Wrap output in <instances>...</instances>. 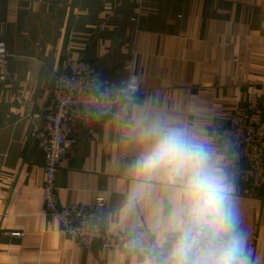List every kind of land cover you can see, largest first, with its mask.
<instances>
[{
    "label": "crops",
    "instance_id": "obj_1",
    "mask_svg": "<svg viewBox=\"0 0 264 264\" xmlns=\"http://www.w3.org/2000/svg\"><path fill=\"white\" fill-rule=\"evenodd\" d=\"M0 41L9 74L0 80V264H160L159 254L85 247L59 231L42 205L31 115L42 111L64 55L104 71L113 111L77 130L57 172L58 196L68 205L101 193L107 232L143 226L162 245L178 185L163 173L123 172L154 124L184 129L219 152L212 123L252 97L264 110V0H0ZM129 86L134 97L124 100ZM237 186L253 264H264V186Z\"/></svg>",
    "mask_w": 264,
    "mask_h": 264
},
{
    "label": "built area",
    "instance_id": "obj_2",
    "mask_svg": "<svg viewBox=\"0 0 264 264\" xmlns=\"http://www.w3.org/2000/svg\"><path fill=\"white\" fill-rule=\"evenodd\" d=\"M8 77V52L0 41V79ZM53 85L44 117L32 129L33 141L43 155L44 179L41 189L47 213L54 217L61 231L86 246L99 239L107 247L138 254L142 258L159 254L160 264H167L172 236L167 245L162 246L143 226L124 227L116 233L103 229L101 220L106 209L103 195H96L89 203L60 205L56 187L59 162L74 151L77 126L89 127L101 116L109 114L116 100L110 88V79L103 76L93 63L80 58L65 57ZM134 90L129 86L125 96L132 97ZM252 101L239 104L210 135L218 145L219 152L223 151L226 139L238 145V167L241 161L246 162L245 169L239 175L258 185L264 179L261 167L264 160V120L258 104ZM131 165L123 173L128 172L129 176L134 177L130 171Z\"/></svg>",
    "mask_w": 264,
    "mask_h": 264
},
{
    "label": "clouds",
    "instance_id": "obj_3",
    "mask_svg": "<svg viewBox=\"0 0 264 264\" xmlns=\"http://www.w3.org/2000/svg\"><path fill=\"white\" fill-rule=\"evenodd\" d=\"M133 175L165 174L178 185L168 216L172 241L167 264H253L238 204V145L222 152L181 128L154 124ZM135 194V193H134Z\"/></svg>",
    "mask_w": 264,
    "mask_h": 264
},
{
    "label": "rangeland",
    "instance_id": "obj_4",
    "mask_svg": "<svg viewBox=\"0 0 264 264\" xmlns=\"http://www.w3.org/2000/svg\"><path fill=\"white\" fill-rule=\"evenodd\" d=\"M68 56H70V57H72L73 59H78V57H74V56H71V55H64L62 58H61V60H60V64H59V68H58V71L55 73V75H54V78H53V81H52V84H51V87H50V89H49V92H48V95H47V97H46V100H45V103H44V106H43V108H42V111L40 112V113H34V114H32L31 115V120H32V129L35 127V126H38V123H39V121L40 120H42L43 119V117H44V113H45V108H46V106H47V104H48V101H49V95H50V90L53 88V84H54V80H55V76L59 73V71H61V68H62V63H63V59L65 58V57H68ZM80 59H83V58H80ZM84 60H87V59H84ZM89 61V60H88ZM91 62V61H90ZM91 63H93V62H91ZM94 64V63H93ZM95 65V64H94ZM101 73H102V75L103 76H105V77H107L108 79H110L109 78V76L104 72V71H102L101 70ZM1 80V79H0ZM7 79H5V80H2V81H6ZM129 91V90H128ZM128 92L127 91H125V92H123L122 93V95H121V98L122 99H124V100H132L133 99V97H134V94H135V90H134V92L131 94V96L132 97H126L125 96V94H127ZM116 100V99H115ZM252 100H254V101H256V103L258 104V106H259V108L261 109V111H262V119L264 120V110H263V107L261 106V104H260V102H259V100L256 98V97H252V98H250V100L249 101H252ZM247 103V102H246ZM115 105V104H114ZM239 105V104H238ZM238 105H236L235 107L233 106V108H232V110H231V112H230V114L228 115V117H227V119L230 117V115L233 113V111L236 109V107L238 106ZM114 108V107H113ZM112 111H113V109L111 110V112L109 113V114H105V115H103V116H101V118L98 120V121H95V122H93L89 127H91L92 125H94V124H96V123H98L99 121H101V119H103L104 117H106V116H108V115H110L111 113H112ZM36 116H37V118H36ZM226 119V120H227ZM224 123V122H223ZM223 123H212V125L209 127V132H210V134H211V132H212V130L214 129V128H217V127H219L220 125H222ZM89 127H82V125H78L77 126V130L78 129H80V128H89ZM31 137H32V132H31ZM32 140H33V137H32ZM77 140H78V138H77ZM33 143H34V145H35V142L33 141ZM76 145H77V143H76ZM217 145V144H216ZM36 146V145H35ZM218 146V145H217ZM76 147V146H75ZM37 148V147H36ZM38 149V148H37ZM219 149V148H218ZM68 156V155H67ZM66 156V157H67ZM42 157H43V155H42ZM66 157H64L62 160H64ZM62 160H60V162H59V168H60V163H61V161ZM263 162V164H262V169H263V173H264V160L262 161ZM246 166V162H244V161H241L240 162V166H239V168H240V171L241 170H244L245 168H243V167H245ZM42 168H43V162H42ZM124 175L125 176H127L128 178H135V176L134 177H132V176H129V174H128V172L127 173H124ZM241 183H245V184H248V185H250L251 187H253V188H255V189H261L263 186H264V179H263V181L260 183V184H258V185H256V184H254L253 183V181H251L250 179H248V180H246V179H243V178H241V176L239 175V179H238ZM42 185V184H41ZM40 189H41V186H40ZM41 195H42V189H41ZM98 195H102L101 193H98ZM96 196V195H95ZM94 196V197H95ZM103 197H104V195H103ZM94 199V198H93ZM93 201V200H92ZM91 201V202H92ZM104 201H105V197H104ZM59 203H60V205H62L61 204V202L59 201ZM42 205H43V209H44V211L47 213V211H46V209H45V206H44V204H43V202H42ZM105 205H106V203H105ZM106 213H107V207H106V209H105V212H104V214H103V217H102V220H101V226H102V223H103V220H104V218H105V216H106ZM48 215H50L49 213H47ZM50 216H52V215H50ZM53 217V216H52ZM54 218V217H53ZM58 225V224H57ZM58 229H59V226H58ZM104 229V228H103ZM59 231H61L60 229H59ZM61 232H63V231H61ZM118 232V231H117ZM64 233V232H63ZM116 233V232H115ZM150 233V232H149ZM66 234V233H65ZM150 236L152 237V238H155L153 235H152V233H150ZM171 236H172V234L167 238V240H166V242L164 243V244H162V246H166L167 245V243H168V241H169V239L171 238ZM72 239H74L75 241H77L78 243H80L81 245H83V246H85V247H91L95 242H99L100 243V245H102V246H104V247H107L106 245H105V243H103L101 240H99V239H96V240H94L92 243H91V245H89V246H86L85 244H83V243H81L79 240H77V239H75L74 237H71ZM156 240V239H155ZM157 241V240H156ZM107 248H110V249H113V250H119V249H116V248H113V247H107ZM122 251H125V250H122ZM126 252H128V251H126ZM156 255V254H155ZM141 257V256H140ZM142 258V257H141ZM151 258V257H150ZM149 257L148 258H142V259H150ZM160 263H161V260H160Z\"/></svg>",
    "mask_w": 264,
    "mask_h": 264
},
{
    "label": "bare ground",
    "instance_id": "obj_5",
    "mask_svg": "<svg viewBox=\"0 0 264 264\" xmlns=\"http://www.w3.org/2000/svg\"><path fill=\"white\" fill-rule=\"evenodd\" d=\"M99 69V68H98ZM101 70V69H100ZM110 88H111V91H112V84H111V80H110ZM112 94H113V91H112ZM114 98V97H113ZM248 102H251V101H248ZM252 102H256V101H252ZM235 111V110H234ZM233 111V112H234ZM83 203V202H82Z\"/></svg>",
    "mask_w": 264,
    "mask_h": 264
}]
</instances>
